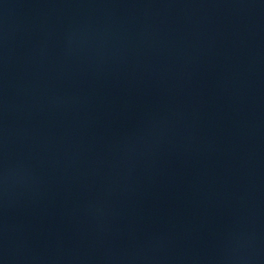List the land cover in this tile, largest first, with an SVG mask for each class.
<instances>
[{"label": "water", "instance_id": "1", "mask_svg": "<svg viewBox=\"0 0 264 264\" xmlns=\"http://www.w3.org/2000/svg\"><path fill=\"white\" fill-rule=\"evenodd\" d=\"M0 264H264V0H0Z\"/></svg>", "mask_w": 264, "mask_h": 264}]
</instances>
